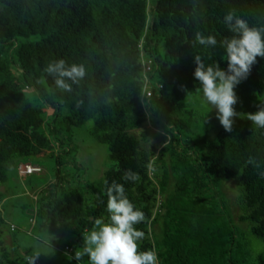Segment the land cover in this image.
<instances>
[{
  "label": "trees",
  "instance_id": "obj_1",
  "mask_svg": "<svg viewBox=\"0 0 264 264\" xmlns=\"http://www.w3.org/2000/svg\"><path fill=\"white\" fill-rule=\"evenodd\" d=\"M229 12L264 29V0H155L153 7L148 0H0V184L9 161L44 152L53 157L52 149H59L50 186L60 193L41 191L40 228H62L79 243L97 217L107 218L104 181L115 180L145 213L146 221L136 226L145 232L140 250L157 251L159 264L243 263L234 257L235 229L223 219L210 190L235 177L239 220L264 238V128L247 118L264 107V58L257 57L237 86L259 100L234 118L231 132L221 127L215 139L191 147L187 137L195 117L183 102L187 94L199 93L196 55L227 70L220 41L234 35L224 23ZM196 33L215 36L216 47L200 46ZM143 57L151 61L146 73ZM60 59L86 69L79 83L68 80L70 92L58 89L44 71ZM145 77L152 91L148 99ZM30 87L35 98L27 95ZM44 104L53 109L49 122ZM89 120L90 134L107 146L111 165L101 179L66 188L61 155L72 150V128ZM146 122L163 134L157 150L145 132H134ZM150 161L154 172L146 168ZM128 169L140 181H123ZM4 223L0 212V264H29L6 247ZM66 246L75 255L77 250ZM253 264H264V254Z\"/></svg>",
  "mask_w": 264,
  "mask_h": 264
},
{
  "label": "rangeland",
  "instance_id": "obj_2",
  "mask_svg": "<svg viewBox=\"0 0 264 264\" xmlns=\"http://www.w3.org/2000/svg\"><path fill=\"white\" fill-rule=\"evenodd\" d=\"M148 3L149 7H153L155 0H148ZM152 83L156 84L155 78L152 79ZM237 86L235 92L238 97V106L234 107L238 115H241L243 110L247 111L252 105H256L259 99L254 97L253 91L245 88L238 90ZM26 92L31 98L37 95L33 87ZM183 102L195 117L192 134L187 137V141H191V147H194V144L199 145L204 138L215 139L218 129L222 127L216 118L215 109L209 111L207 105L202 102L200 93L187 94ZM37 103L40 104L39 101ZM43 110L49 122L53 117V109L50 105L44 104ZM92 123L93 121L89 120L84 125L73 127L71 130L72 150L69 154L61 155L62 165L59 167L63 176L62 184L66 188L101 179L111 165L107 146L96 141L90 134ZM134 132H145L154 150H157L164 140L162 132L151 127L147 122ZM58 150L57 147L52 149L53 157L44 152L39 156L9 161L7 179L0 184V191L4 193V198L0 201V212L5 220L2 226V238L13 255L20 257L38 255L37 261L40 264H88L87 257L78 262L74 252L72 255L65 249L66 245L72 246L75 250L82 249L83 236L79 238L78 243L74 234L62 228L44 230L40 228L36 216L37 199L43 195L42 190L51 192L53 195L60 193L59 190L50 186L56 178ZM20 163L37 165L41 167V171L21 175L17 168ZM210 194L213 196L212 199L217 201L223 219L225 218L229 226L235 229L234 257L243 261L242 264H253L258 254H264V238L254 236L250 232L249 223L239 220L242 214L238 206L241 193L236 178L221 182L210 190Z\"/></svg>",
  "mask_w": 264,
  "mask_h": 264
},
{
  "label": "clouds",
  "instance_id": "obj_3",
  "mask_svg": "<svg viewBox=\"0 0 264 264\" xmlns=\"http://www.w3.org/2000/svg\"><path fill=\"white\" fill-rule=\"evenodd\" d=\"M224 23L234 33L231 38L220 41L224 49L221 59L227 62V70L217 63L206 64L200 55H196L193 76L198 81L197 91L202 102L209 111L215 109L221 126L226 132H231L234 118L238 115L234 107L238 101L235 88L248 77L257 57L264 58V29L249 26L234 12L225 15ZM195 42L206 48L217 45L215 36L201 33H196ZM44 71L55 78L58 89L67 92L72 90L68 80L79 83L86 75L83 65L66 66L63 59L49 63ZM247 118L253 125L264 128V107L249 113ZM146 168L154 172V161L148 162ZM140 179V175L131 169L122 175L125 182L136 183ZM104 184L107 218L97 217L92 228L84 233L83 247L75 252L77 261L87 257L88 264H159L157 251L140 250L139 242L144 240L145 232L136 226L146 221L145 213L127 197L123 183L105 180ZM38 257L26 259L29 264H36Z\"/></svg>",
  "mask_w": 264,
  "mask_h": 264
},
{
  "label": "built area",
  "instance_id": "obj_4",
  "mask_svg": "<svg viewBox=\"0 0 264 264\" xmlns=\"http://www.w3.org/2000/svg\"><path fill=\"white\" fill-rule=\"evenodd\" d=\"M141 60H142L143 72L146 73V72L150 71L151 70V61L149 59H146L145 57H143ZM144 79H145V83H144V88H143V96L145 99H148L151 97L152 91H151V86L148 84V78L145 77ZM17 168H18V171L21 175H27V174H31V173L40 171L39 166L31 165L28 163L19 164ZM65 249H66V251L71 250L70 247H68V246H66ZM36 264H40V263L36 260Z\"/></svg>",
  "mask_w": 264,
  "mask_h": 264
}]
</instances>
